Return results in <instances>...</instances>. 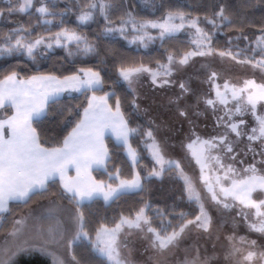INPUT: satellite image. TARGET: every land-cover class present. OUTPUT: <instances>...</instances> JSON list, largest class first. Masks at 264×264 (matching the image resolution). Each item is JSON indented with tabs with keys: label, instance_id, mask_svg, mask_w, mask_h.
Segmentation results:
<instances>
[{
	"label": "snow or ice",
	"instance_id": "obj_1",
	"mask_svg": "<svg viewBox=\"0 0 264 264\" xmlns=\"http://www.w3.org/2000/svg\"><path fill=\"white\" fill-rule=\"evenodd\" d=\"M147 7L0 0V21L15 25L0 29V264L37 253L49 264H264V0H159L142 15ZM92 23L99 29L81 30ZM181 33L189 46L168 47ZM117 37L137 50L159 42L161 58L131 56L114 47ZM57 48L64 56L42 68ZM83 58L94 63L73 68ZM145 76L166 97L152 104L167 120L140 103ZM177 144L182 155L170 151ZM192 161L198 177L186 171ZM166 174L195 214L145 195ZM137 195L127 212L92 224L94 202ZM210 209L232 231L222 233ZM241 222L259 240L238 235Z\"/></svg>",
	"mask_w": 264,
	"mask_h": 264
},
{
	"label": "trees",
	"instance_id": "obj_2",
	"mask_svg": "<svg viewBox=\"0 0 264 264\" xmlns=\"http://www.w3.org/2000/svg\"><path fill=\"white\" fill-rule=\"evenodd\" d=\"M74 2V0H73ZM131 2V0H130ZM135 2L138 4L139 7H144L145 0H135ZM159 0H147V3L149 7L145 8V10L141 13L142 15L149 16L151 15V7L150 5L152 3H158ZM166 3H187V4H199L202 2V0H165ZM64 6V0H60V7ZM259 11L256 12V15L259 16ZM156 15H159V12L156 13ZM14 21H22L24 23H29L32 21H35L37 19V16L34 14L31 15H23V14H17L14 15L12 18ZM67 21L74 26L75 21L73 16L67 17ZM103 21H100V24H102ZM100 24L92 23L86 27H83L81 30L88 32L91 34L93 30H98ZM15 26L13 23H9L6 21H0V29H6L9 27ZM188 40L189 37L185 33H181L176 39L167 41L166 44L168 47L178 46V47H188ZM214 41L217 43L218 46L226 47V41L227 36L224 35L222 32H217L214 38ZM114 47L119 48L121 51H124L128 53L131 56H144L146 59L148 57H154V58H161L160 53L163 52V49L159 48V42H157L155 45L151 46L149 50L140 49L137 50L135 45H129L127 41H124L122 38L117 37L115 41L112 42ZM64 56L63 49L57 48L53 50V53L48 61H44L41 63L42 68H48L54 61L59 62V58ZM24 59V58H21ZM13 60L7 61V63H12ZM4 60L3 58H0V64H3ZM24 63H29L26 59H24ZM94 63V60L91 58H83V59H77L74 67L78 66H89ZM31 66V65H29ZM118 91H123L122 89L118 88ZM75 96V94H74ZM65 99H67V96H65ZM127 110V109H126ZM56 117H53V120H56ZM143 123V119L140 121ZM51 130V129H50ZM109 147L114 149V143L112 140L108 141ZM113 156H114V162L121 163L124 166L125 172L128 171L129 165L126 161V158L123 154H117L115 150H113ZM143 156V163L145 165H148V167H151V159L148 157L147 153L142 151ZM150 191L145 193L147 197H150L153 203L160 204L161 206H165L168 204H171L175 202L178 205L177 210L180 208L185 209L186 211L192 212V214H195V211L198 209L195 208L194 205L188 204V202L182 198V186L181 182L176 181L172 179L167 174L160 179L153 178L150 184ZM139 195V194H138ZM138 195L137 196H130L124 198L119 204H112L111 206L106 205L102 200H98L94 202L91 205V208L93 210L94 215H92V224L95 225L100 221V219L104 218L105 216L111 217L114 213H118L120 210H124L127 212L129 207H131L134 203L138 201ZM22 207V206H20ZM79 251V250H78ZM21 261H27L28 264H49L48 259L44 256H41L40 254H33L31 256L21 257Z\"/></svg>",
	"mask_w": 264,
	"mask_h": 264
},
{
	"label": "rangeland",
	"instance_id": "obj_3",
	"mask_svg": "<svg viewBox=\"0 0 264 264\" xmlns=\"http://www.w3.org/2000/svg\"><path fill=\"white\" fill-rule=\"evenodd\" d=\"M185 34H187V33H185ZM188 37H189V35H188ZM189 39H190V37H189ZM138 90L141 93L140 103L142 104V106L150 107L152 112H159L160 118H163L166 120L165 110L163 108H158L156 105L152 104L153 97H155V99H157V100H162V99H164V97H161L159 92H156L155 90L152 89L151 83L148 80L147 76H145L143 78L141 85L139 86ZM165 134H167V133H165ZM170 151L172 152L173 155H182L181 149H180L178 144L176 145V147L174 149H170ZM185 163H186V161H185ZM186 171H189V169L187 167H186ZM215 224L220 227V231H221L223 226L221 224H218V223H215ZM201 239L203 241V239H205V238L202 237ZM211 245H212V241L209 240L208 244H207L209 251L212 250ZM217 247L219 248V245ZM144 255H146V253ZM136 257L139 259L143 258L139 252L136 253Z\"/></svg>",
	"mask_w": 264,
	"mask_h": 264
},
{
	"label": "flooded vegetation",
	"instance_id": "obj_4",
	"mask_svg": "<svg viewBox=\"0 0 264 264\" xmlns=\"http://www.w3.org/2000/svg\"><path fill=\"white\" fill-rule=\"evenodd\" d=\"M201 63V60H197L196 61V65L199 66V64ZM217 66H219V61H217ZM192 69L189 68L187 69V71H191ZM247 71H250V70H247ZM194 86H199V82H194ZM204 88L207 87V85H203ZM164 99H166V97H164ZM168 116H169V113L167 111H165V117H166V120L168 119ZM250 119V117H249ZM201 124H204L205 123V120L202 118L201 121H200ZM207 123L209 125H211L212 121H211V117L209 116V119L207 121ZM176 127L177 128H180L181 125L179 123L176 124ZM183 127L186 129L187 128V125L186 123L183 125ZM206 132H211V128H207L205 130ZM181 136H182V132L181 133H176L175 135V139L177 141H179L181 139ZM186 163H187V160H186ZM187 168L189 169V171L194 175V176H197L198 177V173H199V169H198V166L195 165V162L192 161L191 164H189L187 166ZM210 211L212 212L213 216H214V223H218L220 224V219L217 217V214L215 213L214 209H210ZM234 215V213L232 214ZM222 230L221 232L224 233V232H230L232 231V223L231 221H229L228 223H225L222 225ZM237 234L238 235H249L251 236L252 238H255V239H258L259 240V237H258V234H254V233H251L246 225H244L242 222L239 224L238 228H237Z\"/></svg>",
	"mask_w": 264,
	"mask_h": 264
}]
</instances>
